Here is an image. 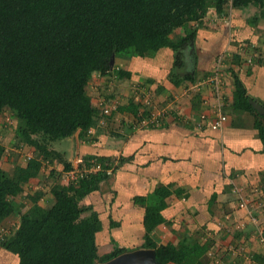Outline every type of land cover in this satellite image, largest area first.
<instances>
[{
    "label": "crops",
    "instance_id": "0c3cea01",
    "mask_svg": "<svg viewBox=\"0 0 264 264\" xmlns=\"http://www.w3.org/2000/svg\"><path fill=\"white\" fill-rule=\"evenodd\" d=\"M233 12L230 28L222 19L206 18L204 24H196L195 39L180 50L178 67L173 68L175 53L168 48L153 57L114 58L111 65L125 75L93 74L86 87L95 110L93 126L85 134L77 131L45 146L49 152L60 154L71 167L77 157L112 159L114 169L109 177L79 201L80 206L91 208L101 222V231L95 235L99 256L110 253L115 246L126 252L145 249V206L158 201L155 191L165 187L172 191L161 211L165 223L153 227L150 233L157 245L176 246L184 238L191 241L198 236L201 244L225 250L224 264H264V143L255 128V117L234 105L236 75L246 95L264 106V8L249 5ZM212 21L220 27L209 28ZM178 31L171 37L188 32L178 35ZM241 42L254 45L257 58L253 56L251 63L234 57L221 61L223 89L219 90L207 81L215 71L216 57L222 51L232 55ZM136 88L142 94L150 91L155 106L167 110L161 127H135L138 110L135 116L126 108L138 104L142 94L134 91ZM99 90L105 94H99L101 99L117 101L108 116H101L96 107ZM156 90L160 92L156 94ZM163 101L164 105H157ZM219 115L226 120L214 130L211 124ZM9 133V155L1 167L6 161L10 172L18 163L17 154L11 151L16 144L14 128ZM32 159L40 162L38 175L20 184L21 192L12 199L13 203L22 202L24 189L38 183L42 172V182L50 186H40L38 199L32 197L29 205L24 202L27 209L33 199L37 203L52 202V186L68 183L57 158H43L35 150ZM25 164L20 166L24 168ZM43 193L49 195L42 197ZM243 202L245 207H240ZM8 218L10 221L12 214ZM16 220L11 224L12 232L20 215ZM9 255L18 264V257Z\"/></svg>",
    "mask_w": 264,
    "mask_h": 264
},
{
    "label": "trees",
    "instance_id": "16d2710c",
    "mask_svg": "<svg viewBox=\"0 0 264 264\" xmlns=\"http://www.w3.org/2000/svg\"><path fill=\"white\" fill-rule=\"evenodd\" d=\"M230 1L232 9L249 5L264 8V0ZM226 2L0 0V114L8 111L15 122L14 147H35L43 158L53 156L65 171L71 170L60 154L49 152L45 146L77 131L85 134L93 126L95 110L86 93L93 74L122 77L125 73L111 65L114 58L153 57L165 47L175 53L173 68L180 66V50L195 39L198 27L174 40L170 37L186 23L200 25L211 8L224 16ZM247 44L251 48L245 49L246 55H240L238 47L231 56L246 60L255 50L254 45ZM234 85V105L255 117V128L264 143V116L249 104L252 99L236 75ZM132 105L126 109L136 116L139 105ZM8 155L9 148L0 145V224L16 210L12 199L21 192L20 184L35 178L40 169V162L31 158L24 168L17 165L8 172L1 167ZM83 158L86 162L96 160L103 170L76 182L53 185L52 204L41 207L33 199L32 206L20 214L14 232L2 236L1 241L3 237L9 240L5 250L18 257V264L106 263L128 251L115 246L108 254H98L95 235L101 231V222L79 201L109 177L106 169L113 163L100 156ZM171 193L160 187L155 191L158 201L145 206L142 247L154 251L158 264H204L201 257L209 244L184 238L176 246L157 245L150 236L153 227L165 223L161 211Z\"/></svg>",
    "mask_w": 264,
    "mask_h": 264
},
{
    "label": "rangeland",
    "instance_id": "374dc122",
    "mask_svg": "<svg viewBox=\"0 0 264 264\" xmlns=\"http://www.w3.org/2000/svg\"><path fill=\"white\" fill-rule=\"evenodd\" d=\"M231 1L230 0H227V2H226V4H225V6H224V9H223V13L225 14L224 16H221V15H219V14H217V12L215 11V9L214 8H211V9H209L208 10V12L206 13V16L202 19V21H201V23H200V25H202V24H204L205 23V19L206 18H208V20L209 19H212L213 18V20H215V19H217V20H220V19H222V20H220V21H222V22H226V23H224V25H226V28H230V19H231V13H234L233 12V9H232V7H231ZM257 9L259 10V7H257ZM236 16V15H235ZM237 18V17H236ZM208 20H206V22H208ZM226 20V21H225ZM232 20H233V18H232ZM213 22V26H211V27H209V28H212V29H216V28H219L220 26H214V21H212ZM215 22H218V21H215ZM196 24H197V22H190V23H186L183 27H181V28H179L178 30V35H180V34H182V32L183 31H189L191 28V25H193L194 27L196 26ZM211 24V23H210ZM222 24V23H221ZM199 25V24H198ZM172 40H174V39H176V38H174L173 39V37H170ZM244 42H241L239 45H238V47H240L242 44H243ZM165 48H168L169 49V51H171V48L170 47H165ZM230 54V51H222L216 58H221V61H224V60H226V58H228V59H230L232 56L231 55H229ZM174 55V54H173ZM253 56L255 57V58H257V53L255 52L254 54H253ZM175 57V56H174ZM223 57V58H222ZM174 59V58H173ZM172 59V60H173ZM222 63V62H221ZM215 70H217L218 71V73L219 74H221L222 75V71H221V69L219 68V70L217 69V68H215ZM221 71V72H220ZM222 76H220V78H219V85H218V87L217 88H219V90H222L223 88H222ZM96 87L98 88V85H96ZM96 88V89H97ZM99 89V88H98ZM214 89H215V86H214ZM195 90V89H194ZM101 90H99L96 94H97V96H96V107H98L97 106V102L101 99V97H99V94L101 95V96H105V94L102 92H100ZM135 91V90H134ZM141 91V90H140ZM160 92V90H156L155 91V93L156 94H158ZM95 94V95H96ZM98 98V99H97ZM164 103V101L163 102H157V105H164L163 104ZM99 110V109H98ZM99 112H100V110H99ZM10 117H12V116H10V114H9V112L8 111H4V112H2V114H0V145H3L5 148L6 147H9V139L10 140H12L11 138H12V135L9 133V129L10 128H13L14 126H15V122H14V120L13 119H11ZM9 125H10V128H9ZM16 139V138H15ZM15 139H14V141H12V142H15ZM16 142H17V140H16ZM23 147V149H24V152H26L27 154H30L31 156H34L35 155V147H29L28 145H26V144H24V145H22ZM17 155V157H16V163H18V165H22L24 162L22 161V159H21V155L19 154V153H16ZM15 160V159H14ZM25 164V163H24ZM3 168L4 169H8L7 171L9 172V164H6V161H5V164L3 163ZM43 172L40 174V178L43 180ZM41 179H39V182L38 183H33L32 185H31V187H28V189H24V191H25V194H24V192H23V195L22 196H24V197H22L21 198V201L22 202H18V204H15V207H16V210L14 211V213L12 214V219L9 221V218L8 219H5L1 224H0V232H3V234L4 235H7V233H10V231H11V228H13V225H11V224H13V222L15 223V221L17 222V220L16 219H18V217H19V215H20V213L21 212H24V211H27V206L24 204V202H26V204H28L29 205V202L31 203V200H32V197L34 198H37L38 199V192H41V190H40V186H42L43 184H44V186H50V184H47V181L44 183V182H42V180ZM46 180V179H45ZM42 182V183H41ZM61 182H63L62 180H61ZM36 188V189H35ZM42 195V197L44 196V197H46V196H48L49 194L48 193H43V194H41ZM41 197V198H42ZM39 206H41V207H49L51 204H52V202H50V201H48V202H44V200H42V201H40L39 203H37ZM9 229H10V231H9ZM11 237H9V239H10ZM193 239L194 238H198V236L197 237H192ZM2 239V238H1ZM1 239H0V241H1ZM9 242V240L8 239H4V237H3V240L0 242V264H17V261H16V258L15 257H12L11 255H9V252L7 251V250H5V245L7 244ZM208 246V250L209 249H211L212 248V246L213 247H215V245H213V244H209V245H207ZM264 247V246H263ZM232 248V247H231ZM235 249H237V248H235ZM205 255V257L204 256H202L201 257V260H202V262L205 264L206 262V264H210V257H209V255H208V251H207V253L206 254H204ZM97 264H104V263H97Z\"/></svg>",
    "mask_w": 264,
    "mask_h": 264
},
{
    "label": "built area",
    "instance_id": "2783aa9c",
    "mask_svg": "<svg viewBox=\"0 0 264 264\" xmlns=\"http://www.w3.org/2000/svg\"><path fill=\"white\" fill-rule=\"evenodd\" d=\"M246 48H251L247 43H243L240 48H239V54L240 55H246L245 54V49ZM252 54H247L248 58L247 61L251 63V58H253V51L251 52ZM223 58V57H222ZM221 66V58L216 59V68L219 70ZM221 72V71H220ZM222 76L221 74L218 73L217 70L214 71L213 75L207 80L210 83H214L217 87L219 85V78ZM135 91L141 92L140 89L138 88L135 89ZM145 92V93H144ZM142 94V92H141ZM117 101L116 100H111V99H100L97 102V106L100 110V115L101 116H108L111 114V111L113 110V106L116 105ZM138 113H139V119L135 124V127L137 129H142L146 128L149 126L154 125V127H161L162 125V118L164 117L165 113L167 110L164 109H158L157 106L154 104L153 100V94H151L150 91H143V94L138 98ZM226 117L224 115H219L217 116L216 120L211 124L212 129H218L221 127V125L225 122ZM23 146L19 144L15 148L12 149V151H15L16 153H19L21 155V159L24 163L29 161L32 156L30 154H27L24 152V149L22 148ZM103 167L101 166L100 163H98L96 160L91 159L88 160L87 162L84 160L83 157H77L74 160V163L72 165V169L69 171H66L64 173V178L67 180L68 183L76 182L86 174L92 173V172H97L101 171ZM113 170V164L110 165L108 169H106L107 174H111ZM246 203H241L240 207H245ZM3 232H0V239L3 236ZM264 243V242H263ZM208 251V255L210 257V264H224L222 261V252L225 250H221L219 247H213ZM228 251L233 252L230 250V247H228Z\"/></svg>",
    "mask_w": 264,
    "mask_h": 264
},
{
    "label": "water",
    "instance_id": "95a60500",
    "mask_svg": "<svg viewBox=\"0 0 264 264\" xmlns=\"http://www.w3.org/2000/svg\"><path fill=\"white\" fill-rule=\"evenodd\" d=\"M112 63V61H111ZM250 105L259 115H264V107L258 102L249 100ZM105 264H158L155 261L154 251L151 249H140L123 253Z\"/></svg>",
    "mask_w": 264,
    "mask_h": 264
}]
</instances>
